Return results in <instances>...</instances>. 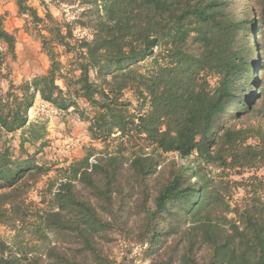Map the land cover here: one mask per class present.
Listing matches in <instances>:
<instances>
[{"label": "trees", "instance_id": "1", "mask_svg": "<svg viewBox=\"0 0 264 264\" xmlns=\"http://www.w3.org/2000/svg\"><path fill=\"white\" fill-rule=\"evenodd\" d=\"M33 1L44 8L43 17ZM53 2L81 7L78 24L91 30V39H76L71 24L57 22L43 0H14L24 32L38 40L49 66L17 86L11 81L16 38L0 15V135L26 129L36 97L84 118L81 101L92 112L86 119L91 140L118 134L120 148L98 156L90 149L59 170L62 181L47 190L50 209L43 211L29 209L27 195L50 168L24 149L25 142L41 140L42 131L31 127L21 136L17 158L4 147L0 225L14 229L32 220L39 240L49 242L52 234L61 246L48 243L45 254L27 257L0 243V264H134L128 256L111 261L97 244L123 230L120 218L130 214L136 193L145 214L141 245L151 264H264V181L255 173L233 179L264 167V132L214 130L229 107L243 108L253 96L249 89L262 65L250 45L258 21L249 8L234 0ZM147 59L151 69L141 73L136 67ZM250 137L258 143L249 144ZM132 142L126 157L123 147ZM170 153L183 163H172L150 207L147 181L163 163L161 154ZM201 165L220 172L211 175Z\"/></svg>", "mask_w": 264, "mask_h": 264}, {"label": "rangeland", "instance_id": "2", "mask_svg": "<svg viewBox=\"0 0 264 264\" xmlns=\"http://www.w3.org/2000/svg\"><path fill=\"white\" fill-rule=\"evenodd\" d=\"M47 10L53 15L59 23H70L73 35L76 39H91V30L87 27H81L78 23L82 19L80 14L82 8L79 6L58 5L53 0H43ZM238 5L247 6L253 16L258 21L257 31L253 35L250 45L257 47V59L262 63L260 69L255 72V85L249 89L252 97L247 100L244 107L239 105L231 106L226 113L220 115L215 122L214 130L217 134L224 129H261L264 132V0H234ZM14 6H8L12 3ZM31 5L37 9L40 16H44L45 10L39 1H33ZM13 7V8H12ZM14 9V12L11 11ZM0 15L4 17V26L6 30L14 34L16 38V59L10 62L11 81L17 86L24 81H29L35 76L44 74L49 66L46 55L42 52L40 43L35 37L24 32V20L17 16L14 0H0ZM86 21V18H84ZM62 51V50H61ZM70 56H63L61 59L64 63L71 59ZM138 71L144 73L151 69V59L139 64L136 67ZM90 79L93 81L94 74ZM62 86V82H57ZM4 91L7 89V82H3ZM250 91L248 95L251 94ZM125 99L133 103V107L137 105L133 93L127 91L124 95ZM79 108L84 111V118L80 116V112L70 109L67 112L55 109L53 106L42 102L36 97L33 107L28 111V124L26 129L18 131L14 134L0 135V152L4 147H8L13 155L17 158L21 154L20 140L21 136L28 132L31 127L40 129L43 133L41 140L29 143L25 142L24 149L29 154H36L38 162L50 171L42 176L36 183L30 185L27 195V202L32 204L29 209H41L43 211L50 209V194L47 190H55L57 185L62 181L63 173L59 170L67 169L72 163L82 159L88 155L90 149H94L95 156L98 153H113L119 149L120 140L118 134L106 141H93L88 133L87 117L92 116V112L81 101H78ZM259 139L250 137L249 144L256 145ZM133 142L124 145L123 154L129 157V152ZM95 157H91L90 162H94ZM163 163L157 168L155 173L147 181V190L150 195L147 199V205L153 206V197L155 189L160 187L168 178V171L175 161L183 163L177 154H161ZM195 156L189 158L193 161ZM170 162V163H169ZM177 164V165H178ZM205 171L211 175L220 172L213 167H205ZM252 173H255L264 181V167L256 170H243L242 175H234L233 179L241 181L248 179ZM49 186V188H48ZM76 189L81 191V186L77 185ZM236 198L242 196V191L238 190ZM131 207L128 217H121L120 224L122 229L117 228L111 234V241L99 240L97 247L101 250V254L108 257L111 261L119 262L122 257L128 256L134 260V264H151L149 258L144 255L147 246L141 245L144 238L145 214L141 208L140 193H136L128 205ZM22 226L10 228L0 225V243L10 247V250L17 251L20 255L30 257L33 254H45L47 244L60 247L61 244L56 242L54 235L48 234L50 241L44 242L39 240L34 234L35 228L32 226V220ZM36 225V223H35ZM61 243V242H59ZM74 245V244H73ZM65 247V245H63ZM80 261V260H79ZM88 262L87 260L85 261Z\"/></svg>", "mask_w": 264, "mask_h": 264}, {"label": "crops", "instance_id": "3", "mask_svg": "<svg viewBox=\"0 0 264 264\" xmlns=\"http://www.w3.org/2000/svg\"><path fill=\"white\" fill-rule=\"evenodd\" d=\"M9 6H14L13 2L8 4V6H6L5 8H8ZM13 8V7H12ZM12 12H14V9H11ZM39 99V97H37Z\"/></svg>", "mask_w": 264, "mask_h": 264}]
</instances>
